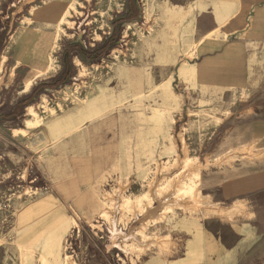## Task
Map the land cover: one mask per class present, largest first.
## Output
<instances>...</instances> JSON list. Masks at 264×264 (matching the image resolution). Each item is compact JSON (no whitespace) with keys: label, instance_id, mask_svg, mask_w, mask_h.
Returning <instances> with one entry per match:
<instances>
[{"label":"rangeland","instance_id":"rangeland-1","mask_svg":"<svg viewBox=\"0 0 264 264\" xmlns=\"http://www.w3.org/2000/svg\"><path fill=\"white\" fill-rule=\"evenodd\" d=\"M136 1L138 17L118 25L115 44L88 61L69 50L67 73L66 47L102 46L128 0L34 11L55 23L56 35L48 72L31 86L67 77L41 89L0 139V264H176L191 255L198 234L216 239L221 264H264V195L236 194L258 150L230 129L245 120L238 116L247 111L235 110L237 102L246 107V89L196 80L201 44L220 35H201L200 22L215 19L222 28L230 18L199 16V0ZM15 23L13 30L33 22ZM131 68L142 84L134 95L124 93ZM25 69L0 65V110L6 94L23 87ZM89 107L96 114L86 115ZM105 114L117 120L97 124ZM234 175H241L235 187ZM158 200L159 215L137 218Z\"/></svg>","mask_w":264,"mask_h":264},{"label":"crops","instance_id":"crops-1","mask_svg":"<svg viewBox=\"0 0 264 264\" xmlns=\"http://www.w3.org/2000/svg\"><path fill=\"white\" fill-rule=\"evenodd\" d=\"M32 2L35 4L31 5ZM71 2L72 0H0V65L26 68L27 75L24 74L23 85L26 80L35 79L28 75L31 66L45 68L48 46L54 43L56 35L55 23L35 17L34 11L45 8L57 12L61 5L69 7ZM199 5L205 6L204 11L200 9L199 16L230 18V22L222 28H219L215 19L200 22L201 35L215 29H219L220 35L210 37L201 44L198 59L194 63L198 66L196 80L203 87L246 89V107L237 102L235 112L247 111V115L238 116L245 120L237 126L230 125V129L236 130L239 142H255L257 145L252 165H248L246 170L245 183L238 185L236 189V194L245 193L248 194L247 199L256 200L264 195V0H199ZM49 15L51 16L50 13ZM21 16L32 18V25H17L13 30L16 18ZM38 29L44 31L37 34ZM62 74L61 72L51 81L30 85L27 90L20 87V91L6 94L0 110V139L4 140L8 135L7 131L14 128L13 125L9 126V121L30 104L41 89L48 87L46 84L53 83L57 86L63 83ZM107 118L111 121L102 119L97 124L117 120L114 116ZM236 177L241 175L232 176L231 183L234 187L236 185L233 179ZM227 185L229 181L223 183V189ZM210 241L215 242L213 247L206 243ZM216 242L215 238L198 234L194 238V244L191 243V255L176 264H221V248H217ZM248 264H252L251 261Z\"/></svg>","mask_w":264,"mask_h":264},{"label":"bare ground","instance_id":"bare-ground-1","mask_svg":"<svg viewBox=\"0 0 264 264\" xmlns=\"http://www.w3.org/2000/svg\"><path fill=\"white\" fill-rule=\"evenodd\" d=\"M77 63H80V61L79 60H77ZM183 70H184V68H183ZM44 72H48V68H42V67H38L37 69H36V74L34 75V77H39V75L41 74V73H44ZM129 72H130V74L128 73V78H126L125 77V80L127 81V85H125L124 87L127 89V88H129V91L128 92H124V93H127V94H131V95H134L135 93H136V91L140 88V87H142V84H141V82H140V77H139V71L137 70V68H131V69H129ZM122 77V76H121ZM32 81H33V79H28V80H26L25 82H24V85H23V88H24V90H27L29 87H30V85H31V83H32ZM122 86V85H121ZM123 87V86H122ZM116 88V87H115ZM118 88V87H117ZM118 91V89H113L111 92H109V93H103V94H101V96H102V100L101 101H103L104 100V98H105V96H109V94H111V95H113V93H115V92H117ZM165 92V91H164ZM167 92L164 94V97L165 96H167ZM84 111V113L86 114V115H90V116H92L93 114H96V111L95 110H93V109H91L90 107L89 108H86V110H83ZM103 115V114H102ZM101 115V116H102ZM108 116H110V114H105V118L103 119V120H105L106 122H110L111 121V119L110 118H107ZM155 184H156V182H155ZM155 184H153V185H155ZM154 187V186H153ZM165 194V193H164ZM167 195V194H166ZM150 196H151V194H150ZM155 196L153 195V198H154ZM158 197V196H157ZM160 199H162V198H160ZM163 199H165L166 200V198H164L163 197ZM162 199V200H163ZM162 200H158V202H160L159 204L158 203H156V204H154V205H149L141 214H137V218H139L140 220H143V218H145V217H147V216H156V215H159V211H160V208L163 206V205H160V204H163V203H161V201ZM178 201V200H177ZM176 201V202H177ZM163 202V201H162ZM179 202V201H178ZM111 215H112V221H113V224H114V221H115V219H116V216H117V214H116V211H114L113 213L111 212ZM118 217H119V215H118ZM135 223V222H134ZM134 227V224H132L130 227H129V231H131L132 230V228ZM114 236H117V237H122L123 235L121 234V232L120 231H116V232H114Z\"/></svg>","mask_w":264,"mask_h":264},{"label":"trees","instance_id":"trees-1","mask_svg":"<svg viewBox=\"0 0 264 264\" xmlns=\"http://www.w3.org/2000/svg\"><path fill=\"white\" fill-rule=\"evenodd\" d=\"M138 13H139V7L137 5V1L136 0H128L127 11L125 12L124 15H122V16H120L114 20V23H116V25L114 26L113 34H112V36H110V38L104 44H102V46L95 48L93 50H87L84 46H82V44H80L78 42L70 43L67 46V49L63 53V64L65 66L66 73L69 71V62L67 61V54H68L69 50H73V49L78 50L80 57L85 61H88V60L102 56L104 54V52L110 46L115 44V41H116V34L115 33H117L118 25L120 23H127V22H130V21L136 19L138 17ZM65 74H64V78L67 77V76H65ZM45 86L52 87V86H56V84L48 83Z\"/></svg>","mask_w":264,"mask_h":264}]
</instances>
